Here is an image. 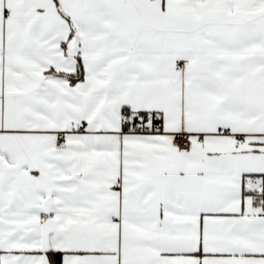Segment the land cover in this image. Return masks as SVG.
Here are the masks:
<instances>
[{
	"label": "snow or ice",
	"instance_id": "1",
	"mask_svg": "<svg viewBox=\"0 0 264 264\" xmlns=\"http://www.w3.org/2000/svg\"><path fill=\"white\" fill-rule=\"evenodd\" d=\"M0 264H264V0H0Z\"/></svg>",
	"mask_w": 264,
	"mask_h": 264
}]
</instances>
